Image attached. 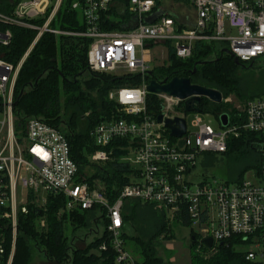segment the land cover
<instances>
[{"label":"built area","instance_id":"obj_1","mask_svg":"<svg viewBox=\"0 0 264 264\" xmlns=\"http://www.w3.org/2000/svg\"><path fill=\"white\" fill-rule=\"evenodd\" d=\"M66 0H17L0 11V225H10L11 263L17 229V213L28 205L44 210L48 195L62 196L60 211L104 210L106 232L116 254V264H134L132 255L120 239L122 207L133 199L163 211L169 223L185 216L189 226L198 228V244L210 238L213 246L232 238L235 246H250L242 252L246 264H264V97L235 106L241 120L214 130L193 114L188 130L183 103L163 94V119L182 118L185 133L169 138L164 125L156 123L146 111L145 77L157 65L151 51L164 47L179 61L192 58L197 44L213 46L215 52L229 54L239 63L264 62V0H69L80 16L82 32L51 28ZM159 14L151 24L145 22ZM35 33L30 46L16 65L9 62L8 48L13 30ZM43 34L84 38L89 46L87 68L92 73L118 77L138 76L137 87L112 90L107 98L116 104L119 118L103 121L89 135L95 147L105 148L125 141L127 156L121 158L133 169L129 185L124 186L113 204L88 184L76 182L77 166L63 132L45 121L30 117L23 130L14 129L16 117L14 89L26 57ZM160 66V65H159ZM209 101V100H208ZM222 102H230L229 98ZM241 132L259 136L260 168L248 171L239 183L210 182L203 176L196 181L197 166L207 155L226 153L229 139ZM100 164L110 159L103 150L90 155ZM201 164V165H202ZM180 222V221H179ZM43 227V222H40ZM0 229V264L4 236ZM105 244L99 250H105Z\"/></svg>","mask_w":264,"mask_h":264},{"label":"trees","instance_id":"obj_2","mask_svg":"<svg viewBox=\"0 0 264 264\" xmlns=\"http://www.w3.org/2000/svg\"><path fill=\"white\" fill-rule=\"evenodd\" d=\"M14 1L17 0H0V11L6 13L4 4L9 5ZM69 2H64L51 28L82 32L84 28L80 16L70 9ZM12 30L13 39L6 58L16 65L30 46L35 33ZM89 43L84 38L69 36L43 34L40 37L26 57L14 86V100L18 98L13 111L16 117L14 129L23 130L25 121L30 117L58 128L69 143L70 156L77 166L75 181L88 184L90 189L102 193L113 204L120 190L129 185L134 171L120 161L128 155L127 144L125 141H116L108 147L97 148L89 133L99 123L120 117L116 112V104L109 101L107 95L114 89L137 87L140 80L138 76L118 77L89 71L86 56ZM193 53L192 58L179 61L169 49L168 66L151 70L145 82L185 78L192 85L218 91L224 99L234 96L239 104L264 97V79L260 87L248 91L237 75L240 68L235 66L229 54H220L215 52L213 46L202 44H197ZM146 97V111L152 117L158 116L161 102L154 95L148 94ZM200 110L213 114L217 121L220 115H227L229 123L241 120L237 110L228 103L216 104L203 98ZM99 149L105 151L110 159L94 164L90 161V155ZM218 156L235 172L230 182L239 183L246 172L260 168L259 136L241 132L239 138L229 139L225 154L207 155L202 166L214 167ZM46 199L44 210L30 204L25 213H17V233L10 264H31L33 251L54 264H116V254L106 232L104 210L94 207L82 212L60 213L65 199L52 195ZM121 211L123 228L120 239L124 249L128 248L134 254V264H165L158 253L160 240H172L169 236L172 225L165 213L133 199L125 200ZM97 213L99 218L96 217ZM40 222H43V227ZM173 222L189 227L185 216ZM98 224L103 226L101 236L94 238L88 245L83 241L84 248L77 247L74 240L79 238L75 233L96 232ZM0 229L4 236L1 264H6L12 246L11 229L6 223H2ZM189 236L194 238L193 241L190 239L189 264H246L243 253L235 249L241 242L239 239L218 243L213 246L212 252L203 244H198L195 234L191 232ZM102 244H105L106 249L101 251L99 248Z\"/></svg>","mask_w":264,"mask_h":264},{"label":"rangeland","instance_id":"obj_3","mask_svg":"<svg viewBox=\"0 0 264 264\" xmlns=\"http://www.w3.org/2000/svg\"><path fill=\"white\" fill-rule=\"evenodd\" d=\"M151 54L155 58L153 60V63L151 64L152 66L154 64L157 65L156 66L157 68L159 67V65L160 67L168 66V62H167L168 60L166 59L167 54L164 47H154L153 50L151 51ZM237 75L242 79L248 91H254V89L260 85V82L262 83V79H264V62L262 61L255 62L253 64V69L248 71L239 69ZM227 98L230 99V102L227 103L232 105L233 108L237 105L240 106V104L237 102L234 96H229ZM157 99L161 102V100L158 97ZM199 117L202 122L209 123L214 130L216 131L219 130V123L213 114H209L208 116H206L205 114H199ZM193 119H194L193 114H188L186 116V124L188 125V130L190 132H193V130L190 127L189 123ZM201 164L202 162L201 163L199 162V166H197L196 173L198 178L196 181L200 180V178L203 176L207 181L210 182L214 180L218 182H230L231 178L235 176L234 170L231 169V167L226 163V161L221 156H218L217 162L214 164V167L204 168ZM249 171H254V170L252 169ZM246 177H248V174L243 175V178ZM96 217L99 218V213H97ZM171 225H172L171 235L169 236L172 238V240H163V239L160 240L161 247L159 248L158 253H160V256H162V258L165 260V264H189V260H190L189 245L191 243L190 241L191 238L189 235L191 232L193 234H199L198 233L199 230L195 226H189L186 228L174 222L171 223ZM102 231H103V226L98 224V229L96 232H90V233H87L85 231L76 232L75 236L78 237L79 240L76 239L74 240L75 245L79 248H84L83 241H85V245H88V243L91 242L94 238H99L102 234ZM238 248H239L238 251L241 252H245V250L251 249L250 246L246 244L241 245ZM126 250L128 254L132 256L134 255L130 253V249L126 248ZM211 251L213 252V250ZM166 252H168L169 254L167 255ZM209 254L210 253H207V255ZM32 257L33 258L31 264H54L52 262L45 260L43 256H41L35 251H33Z\"/></svg>","mask_w":264,"mask_h":264},{"label":"water","instance_id":"obj_4","mask_svg":"<svg viewBox=\"0 0 264 264\" xmlns=\"http://www.w3.org/2000/svg\"><path fill=\"white\" fill-rule=\"evenodd\" d=\"M159 14L153 15L151 18L145 20L147 24H151L154 19H156ZM235 66L239 67L241 70H251L253 65L243 66L236 59H233ZM146 91L151 95L163 94L167 97H173L184 101L183 103V116L188 113H201L200 110V101L201 99H207L211 103L219 104L222 102V95L216 90L205 89L200 86L192 85L188 79L182 78H172L168 82H156L150 81L146 87ZM18 98L15 100V105L17 104ZM161 110V108H160ZM227 115H220L218 118V123H220L222 128H226L228 123ZM157 124H163L165 129L169 132V138L179 139L185 133L186 124L182 118H173V119H163V115L159 114L156 117ZM192 238V237H191ZM194 238H192V241ZM202 244L210 249L212 247V240L210 238L203 239Z\"/></svg>","mask_w":264,"mask_h":264}]
</instances>
